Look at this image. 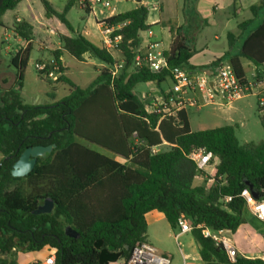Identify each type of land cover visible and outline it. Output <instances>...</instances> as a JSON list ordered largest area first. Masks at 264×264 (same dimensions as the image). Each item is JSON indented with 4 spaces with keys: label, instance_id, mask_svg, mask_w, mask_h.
Returning a JSON list of instances; mask_svg holds the SVG:
<instances>
[{
    "label": "trees",
    "instance_id": "1",
    "mask_svg": "<svg viewBox=\"0 0 264 264\" xmlns=\"http://www.w3.org/2000/svg\"><path fill=\"white\" fill-rule=\"evenodd\" d=\"M18 2L0 0V28H4L3 14ZM40 2L45 15L56 17L71 33L74 29L66 17L68 10L78 5L86 13L90 11L79 0H67L61 11L49 0ZM147 15V7L138 4L102 20L105 24L126 22L117 31L122 37L118 52L125 64L113 79L109 68L116 61L111 53L77 33L60 34L61 47L51 55L59 65L62 52L79 61L88 53L103 62L105 67L86 87L63 75L62 66L56 81L71 88L53 104H24L18 90L0 85V264H18L19 252L43 248L55 252L56 264H104L105 256L110 260L128 258L135 243L146 240L144 215L150 210L162 212L172 229L179 228L178 218L183 215L193 225L233 232L244 223L246 203L241 191L247 189L256 200L264 199V139L239 143L236 125L192 131L184 110L179 112V123L169 118L159 120L157 114L146 112L134 93L135 86L147 81L160 85L168 75L167 70L154 73L130 67L136 50L143 45L142 34L152 26L146 24ZM12 27L27 42L10 59L21 81L33 41L32 26L15 18ZM169 30L171 41L165 53L169 66L200 69L189 62L195 51L187 45L182 26L171 25ZM236 38L227 33L228 49L214 64L230 56ZM241 59L255 68L264 64V18L242 39L238 55L225 61L244 80ZM38 74L49 83L55 82ZM260 123L264 129L263 113ZM77 136L125 161L81 145L75 140ZM52 143L55 148L38 157L29 174L11 175L12 164L26 147ZM159 146L166 149L152 151ZM198 148L218 158L212 185L195 184L196 178H208L189 158ZM227 195L231 200L223 202ZM45 198L54 203L52 210L34 213ZM66 226L77 236L66 235ZM191 234L202 264H264L242 256L231 261L223 247L204 237L199 228L194 227Z\"/></svg>",
    "mask_w": 264,
    "mask_h": 264
},
{
    "label": "rangeland",
    "instance_id": "2",
    "mask_svg": "<svg viewBox=\"0 0 264 264\" xmlns=\"http://www.w3.org/2000/svg\"><path fill=\"white\" fill-rule=\"evenodd\" d=\"M52 1L56 7L63 8L67 0H62L63 2L61 0ZM143 1L148 9V20L150 21L160 18L168 19L170 22L175 21L178 17L185 19L184 29L191 37L190 39H186V42H190L189 45L196 50L195 54L192 56V61L196 63H206L215 58H220L224 54L223 50L227 42V33L231 30H236L237 22H241L249 17L251 21L248 23L250 28H252L264 18V4L261 5V0H214L213 2H211V0ZM161 3H163L164 9L163 13L160 15L159 7ZM111 4L115 6L116 12H121L134 6L135 1L112 0ZM252 6L255 7L254 11L251 9ZM100 7V4H95L94 10L98 11ZM104 11L107 12L108 10ZM82 14H85V11L78 5H73L70 12L67 14V18L70 20L74 29L84 25L80 17ZM200 15L203 16L202 20H199ZM85 18L94 20L92 14ZM153 30L158 32L159 25H153ZM56 36L59 37L58 32ZM163 38L164 44L167 45L169 42L167 31L163 33ZM86 55H88L86 62L79 61L68 53L64 55L65 65L67 66V76L80 87H86L93 80L94 76L100 72L97 71L98 69H96V66L90 63V58L92 56L90 54ZM37 57V53L32 49L26 66L24 67V86L26 92L30 93V95H35L37 94L36 89L38 86L49 91L53 90L51 86L54 85L57 90L53 93L56 97L59 98L67 94L69 91L65 93V90L70 87L67 83L66 85L62 84V82L49 83L39 76L33 66ZM42 61H46V59ZM94 62L96 64L103 63L96 58ZM9 63V55L1 51L0 73H5V71H7L9 68L7 65H10ZM170 84L168 78L161 83L162 87L165 88L169 87ZM147 90L148 86L145 85L144 82L138 83L134 88V91ZM37 95L39 98L38 104H46V102H49L51 99V97ZM231 105L237 107V109L232 108L227 111V106L218 107L212 104L188 108L187 117L190 129L196 131L232 124L236 125L235 135L239 143L247 141L261 142L264 139V129L260 123V114H262V112H260L258 108L256 95L254 93L248 94L242 99L233 102ZM75 140L81 145L97 151L108 158L119 162L125 161L121 156L81 137L77 136ZM157 149L162 151L166 148L164 146H159ZM242 218L244 219V224L240 225L233 232L228 233V235L233 242L242 249L254 250L264 243V238L262 237V232L264 234V224H259L251 219L246 210L243 211ZM177 232L178 228L172 229L170 225L164 222V227L159 229L156 233L157 239H153L152 233L150 234L152 241L151 238L150 240L147 239L150 244L153 242L159 252L171 260V264H183L182 252L189 250V243L192 241V234L190 232L183 233L175 238L174 234H177ZM48 251L49 249L43 248L41 251H35L33 253L19 252L18 258L21 262L27 264V260L31 254L34 260L41 261ZM120 258L121 257L118 258L120 263L123 262L122 264H125L127 259Z\"/></svg>",
    "mask_w": 264,
    "mask_h": 264
},
{
    "label": "built area",
    "instance_id": "3",
    "mask_svg": "<svg viewBox=\"0 0 264 264\" xmlns=\"http://www.w3.org/2000/svg\"><path fill=\"white\" fill-rule=\"evenodd\" d=\"M83 7L89 10L94 8L95 4H100V11L108 10L113 12L115 6L111 4L112 0H79ZM126 22L119 24H105L100 22L102 35V45L108 51L118 50L121 42V35L117 33L118 29ZM146 39L142 47L136 50L133 56L131 68H146L151 72L158 73L164 70L168 71L167 78L170 80V87L165 93L156 100L145 101V96L141 97L147 113H155L159 120L169 118L179 123V112L186 111L190 107H201L212 104L218 107L230 106L240 98L254 93L257 97V104L260 111L264 114V65L256 68L251 79L241 80L237 77L230 62H220L213 72H207L204 69H187L181 66L170 67L166 56V49L163 42L154 39L151 29L145 32ZM125 61L123 58L109 68L110 76L113 79L123 68ZM34 69L44 77H49L56 81L61 75V65L55 59L42 61L37 60L33 64ZM50 71L47 73L46 70ZM147 120V119H146ZM158 151L157 147L152 150ZM215 156L204 148L193 150L189 154L198 170L205 171L211 164ZM208 175V174H207ZM214 175V174H213ZM213 175H208V182L213 183ZM245 200L246 207L257 219L264 222V199L256 200L252 194L243 189L240 193ZM231 196H224L222 201L228 202ZM178 227L180 233L191 232L194 227L199 228L204 237L212 239L217 245H221L231 261L238 256L237 250L226 233L227 229L212 230L204 224L193 225L190 220L181 215L178 218ZM264 263V248L254 256ZM168 257L160 254L148 242H137L131 249L130 255L125 264H169ZM33 264H56L55 252L51 249L41 261H34Z\"/></svg>",
    "mask_w": 264,
    "mask_h": 264
},
{
    "label": "crops",
    "instance_id": "4",
    "mask_svg": "<svg viewBox=\"0 0 264 264\" xmlns=\"http://www.w3.org/2000/svg\"><path fill=\"white\" fill-rule=\"evenodd\" d=\"M49 1L52 3L53 7L57 11H61L63 9L61 7L60 8L56 7L55 4H53L52 0H49ZM213 1L214 0H211V2H213ZM138 4L145 5V2L143 0H141L140 3H136V1H135L134 6H132L129 9H126L124 11H128L130 9H133ZM63 5H64V3H63ZM253 7L254 6H252L251 9H253ZM163 9H164V6H163V3H161L160 7H159L160 15L163 13ZM70 10H71V8L68 10L67 14L70 12ZM124 11H121V12H124ZM117 13H120V12H116L115 10L113 12H110V11H107V12L102 11L101 12L100 8L98 11L94 10V8H93L88 13L85 12V14H82L80 16L81 21L84 22V25L77 28V29L73 28L74 32L71 33L66 29V27L56 17H47L45 15V11L42 7L40 0H19V2L17 3V5L15 6L14 9L7 10L2 16V22L4 24V28H0V54H1V51H3L5 54L9 55V61H10L11 56L15 52H17L19 49L25 48L27 45V42L23 41L20 37H18L13 32L12 26H13V21L15 18L17 20L23 19L32 26L33 41L31 42L30 51L33 49L37 53L38 57L35 60V61H37V60H43V59L50 60L52 58L51 51L55 50V49H59L61 47V42L59 40V37L56 36L57 32L59 33V35L63 34V35H67V36H73V35H76L77 33H80V34L84 35L89 41L94 43L95 45H101L102 44V35H101V29H100V22L103 19H105L109 16H112L114 14H117ZM67 14H66V17H67ZM90 14H92L95 21L91 20L89 18H85L86 16H89ZM202 19H203V16L200 15L199 20H202ZM247 21H249V23H250L251 19L248 17L247 19H244L241 22H237L236 30L235 31H232V30L229 31L232 34H234L236 37H238L234 40V46L231 50L229 57L222 59L217 64H214L213 61L217 60L218 58H215L214 60H210L206 63H196V62L192 61V57H191L190 61H189L190 64L197 66V67H200V69H204L205 71L210 73V72L214 71V69L216 68V66L220 62L229 61L230 57L237 56L239 53V47H240V43H241L242 39H244V37L246 35L251 33L261 23L262 20L256 26H254L252 28H250L249 23L242 26V28L239 27L240 23L247 22ZM69 22H70V20H69ZM146 24L152 25L148 29L152 30L154 39L161 40L162 42L164 41L163 40L164 39L163 33H165L167 31V34L169 37V42L167 45H165L163 42V45L166 49L169 48L170 41H171V33L169 30L171 25H175L177 27L182 26V29H183L182 31L184 32V37L186 39L191 38L190 35L188 34V32L184 29L185 19L182 17L176 18V20L173 22H170V21H168V19H163V18L154 19V20L150 21V20H148V15H147ZM153 25H159L158 32L153 30ZM72 27H73V25H72ZM146 37H147L146 34L143 33L142 34V38H143L142 44H144ZM226 40H227V38H226ZM93 41H95L97 43H95ZM186 43H187V45H189L190 42H186ZM189 46H191V45H189ZM192 48L196 52L195 48L194 47H192ZM227 49H228V42H226V45L224 46L223 53H225V51ZM30 51H29V54H30ZM195 52H194V54H195ZM110 53L113 56V58L115 59V61L121 59V56H120L118 50L111 51ZM65 54H66V52H62V54L60 56V61L62 63L61 66H63V68H64L63 75H65L67 78H69L67 76V73H66L67 72L66 71L67 66L65 65V58H64ZM86 54H88V53H86ZM86 54L83 55V58H84L83 61L84 62H86V59L88 57V55H86ZM94 59H95L94 57H91L90 63L93 64L94 66H96V69H98L97 71H100L102 68L105 67L104 63L96 64L94 62ZM241 63L244 67L245 78L251 79L253 76V73L256 70L255 66L252 65L251 63H249L248 61L243 60V59H241ZM9 64L10 65H7V66H9L7 71H5V73L4 72L0 73V85L3 88H7V89L12 88V89L18 90L20 100L24 104L40 105V104H38L39 98H38L37 94L44 95L46 97H51L50 101L46 102V104H53V103L57 102L58 100H60L62 97L66 96L70 92V87H69V89L65 90V93H67L68 91L69 92L67 94H65L64 96H61L58 98L53 93V92H56V90H57L54 85L51 86L53 88V90H49V91L45 88H41L38 86V88L36 89L37 94H35V95L31 94L30 95V93L26 92V89L24 86V78H25L24 70H23V78L21 81H19V78L17 76L16 67L11 62ZM98 74L99 73H97L94 76V78ZM55 82H62V84L66 85V83L63 81H55ZM144 84L148 86L147 91H134V93L140 99L144 95L146 102H150L152 100L158 99L170 87V86L167 88L162 87L161 84L158 85L155 81H147V82H144ZM242 98H240V99H242ZM26 99H28V100H26ZM232 108L237 109V107L230 105V106H227V111L231 110ZM221 109H224V108H221ZM186 112H187V110H186ZM226 125H232V124H226ZM0 159H1V155H0ZM217 164H218V158L215 156L212 159L211 164L205 169L204 172L208 175H213L215 173V167ZM195 184L196 185H207V186L212 185V183L208 182V180L205 177L196 178ZM245 210L248 213V215L251 217V219L255 220L259 224H261V223L264 224L263 221L257 219L255 216H253V214L250 212V210L247 207L245 208ZM144 217H145V221H146V225H147L146 240H145L146 242H148L147 239L150 240V238H151L150 234L151 233L153 234V239H155V240L157 239L156 233L159 229L164 227V222H166L169 225L164 214L162 212L156 210V209L148 211L147 213H145ZM230 232L231 231L227 230L226 233L228 234ZM181 234H183V233H180L179 228H178V232H177V234H174V237L176 238V237L180 236ZM262 237L264 238L263 232H262ZM191 240L192 241H190V243H189V250L182 252L183 264H202V262L200 260L199 253H198V246L195 242L193 243V241H194L193 237ZM151 241H152V238H151ZM232 242H233V240H232ZM233 244L237 250V253H238L237 255L245 257V258H254V256L257 255L264 248V243H262L258 248L254 249V250H244L240 246H238L235 242H233ZM150 245L153 246L158 251V248L156 246H154L153 242H151ZM33 252H35V251H30L28 253H33ZM159 253L162 254L161 252H159ZM123 258H125V257H121L120 259H123ZM34 261H36V260H34L32 258V255L30 254L29 259L27 260V262H28L27 264H33ZM102 262L104 264H115V263L116 264H122L123 263V262L120 263L119 259L110 260V258H108L107 256H105L104 259H102ZM17 263L18 264H26L25 262L24 263L21 262L19 260V258H17ZM169 264H171V260H170Z\"/></svg>",
    "mask_w": 264,
    "mask_h": 264
},
{
    "label": "water",
    "instance_id": "5",
    "mask_svg": "<svg viewBox=\"0 0 264 264\" xmlns=\"http://www.w3.org/2000/svg\"><path fill=\"white\" fill-rule=\"evenodd\" d=\"M136 3H140L141 0H135ZM55 148V143L49 145H34L26 147L12 164L10 173L13 177H24L29 174L34 168L37 158L44 157L46 154L51 153ZM54 203L50 198H45L35 210L34 213H48L52 210ZM64 232L68 236L75 237L77 234L69 226H66Z\"/></svg>",
    "mask_w": 264,
    "mask_h": 264
}]
</instances>
